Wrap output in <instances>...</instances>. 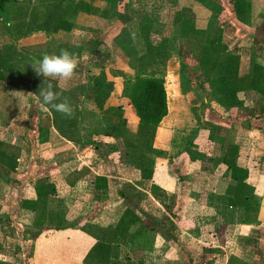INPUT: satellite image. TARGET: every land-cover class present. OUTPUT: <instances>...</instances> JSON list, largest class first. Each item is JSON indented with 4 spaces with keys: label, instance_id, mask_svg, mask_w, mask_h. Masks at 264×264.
I'll list each match as a JSON object with an SVG mask.
<instances>
[{
    "label": "crops",
    "instance_id": "obj_1",
    "mask_svg": "<svg viewBox=\"0 0 264 264\" xmlns=\"http://www.w3.org/2000/svg\"><path fill=\"white\" fill-rule=\"evenodd\" d=\"M204 3L3 4L0 50L67 49L80 63L61 95L72 118L14 87L15 112L0 105V264H85L97 241L108 264H264V96L245 90L220 106L222 67L205 76L182 42H202L214 21L237 78L264 70V36L252 29L264 0ZM239 32L256 39L241 45ZM137 78L161 80L165 93L149 142L128 103ZM19 112L37 116L31 139L13 134Z\"/></svg>",
    "mask_w": 264,
    "mask_h": 264
},
{
    "label": "trees",
    "instance_id": "obj_2",
    "mask_svg": "<svg viewBox=\"0 0 264 264\" xmlns=\"http://www.w3.org/2000/svg\"><path fill=\"white\" fill-rule=\"evenodd\" d=\"M9 1L12 0H0V17L4 15L3 4ZM199 1L205 4V0ZM182 42L189 49L192 60L199 65L205 76L211 75L216 67H222L224 76L219 77L212 84L213 89L225 91L224 97L214 98L220 106L224 108L236 106L239 103L236 100V93L245 90H251L264 96L263 68L254 64L250 75L237 78L238 59L236 56L229 54L221 44V29L216 25V22L209 23L202 42L189 43L185 40ZM45 53L47 52L44 46H29L22 48L19 52L12 46L3 48L0 50V79L11 87L33 93L41 104L42 98L39 93L41 90H45L49 83H52L53 91H59L53 81L37 76L30 65L33 58L40 59ZM212 96H215L214 93H212ZM128 103L138 123V137L149 142L155 128L166 114L162 81L153 78H137L129 95ZM47 107L48 111H53L50 106ZM228 154H230V150L227 151ZM228 164L231 172H233L234 163ZM108 256V243L97 241L85 256L84 263L108 264Z\"/></svg>",
    "mask_w": 264,
    "mask_h": 264
},
{
    "label": "clouds",
    "instance_id": "obj_3",
    "mask_svg": "<svg viewBox=\"0 0 264 264\" xmlns=\"http://www.w3.org/2000/svg\"><path fill=\"white\" fill-rule=\"evenodd\" d=\"M79 63V58L67 49H61L58 55L45 53L40 59L33 58L30 65L35 74L52 81H58L61 87V91H53V85L49 83L45 90L40 91L39 96L42 98L41 107L45 111L48 110L47 106H50L51 109L67 118L74 116V109L69 103L68 98L65 97L61 100V95L63 91L67 90L66 86L76 74ZM31 94L28 93V95Z\"/></svg>",
    "mask_w": 264,
    "mask_h": 264
},
{
    "label": "rangeland",
    "instance_id": "obj_4",
    "mask_svg": "<svg viewBox=\"0 0 264 264\" xmlns=\"http://www.w3.org/2000/svg\"><path fill=\"white\" fill-rule=\"evenodd\" d=\"M224 25V24H223ZM221 25V26H223ZM258 26H261L259 29L260 33L264 36V20H257L256 24L252 26V29L256 31V28ZM253 32V31H252ZM250 31V33H252ZM253 34H245L244 32H239V35L236 36V40L237 42H241L240 44L242 45H248V43H251V40L256 39V37ZM264 40V38L262 39ZM7 87H5L4 89H6L7 91H11L12 93H9L8 95V99H2L3 97H0V99H2V101L0 102V105L3 106L4 108L11 110L12 112H15V109L18 108L17 102L15 100V98L11 97L14 96V88L6 85ZM26 109V108H24ZM16 114V113H15ZM26 112H24L23 114L21 112H19V114H16V117L14 119H12V125L15 126L16 128H19L17 130L13 131V134L16 136H19V134H22L21 138L24 139H31L32 137V132H33V124H31V122L34 121V119L37 118V116H35L34 114V118L32 116H28L25 115ZM22 116H24V119L22 118ZM39 117V116H38ZM20 120H24L25 123H21ZM94 121L93 119H90V121ZM12 135V134H11ZM20 137V136H19Z\"/></svg>",
    "mask_w": 264,
    "mask_h": 264
}]
</instances>
